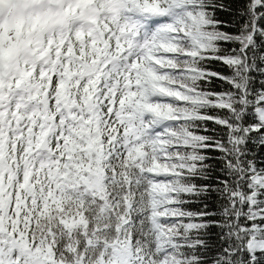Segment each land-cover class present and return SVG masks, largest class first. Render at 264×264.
I'll return each instance as SVG.
<instances>
[{
    "label": "snow or ice",
    "instance_id": "obj_1",
    "mask_svg": "<svg viewBox=\"0 0 264 264\" xmlns=\"http://www.w3.org/2000/svg\"><path fill=\"white\" fill-rule=\"evenodd\" d=\"M0 264H264V0H0Z\"/></svg>",
    "mask_w": 264,
    "mask_h": 264
}]
</instances>
